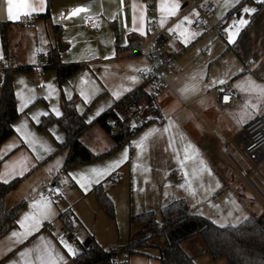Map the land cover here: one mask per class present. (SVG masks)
<instances>
[{"label": "crops", "instance_id": "1", "mask_svg": "<svg viewBox=\"0 0 264 264\" xmlns=\"http://www.w3.org/2000/svg\"><path fill=\"white\" fill-rule=\"evenodd\" d=\"M210 1L215 8V15L211 20L213 28L231 15L236 19L243 15L244 19L250 21L251 16L242 14L241 3L234 8H226L224 5L227 0ZM23 2L39 5V0ZM173 2L179 5L174 14L162 11L163 4ZM196 2L197 0H44L43 11L33 12L28 17L21 12L19 20L10 21L7 18L6 0H0V23L8 24L5 44L0 32V56L6 61V76L11 77L19 112V117L13 123L14 135L0 148V182L12 184L0 199V213L24 203L14 224L0 236V264H74L75 256L67 254L61 238L77 249V255L90 244H98L105 249L125 246L123 243H129L131 235L142 228L141 225L130 224L132 215L149 211H154L157 215L163 205L175 200L184 201L191 213L206 217L218 226L221 220L233 221L230 219L238 217L243 211L248 200L244 196H251V193L244 191L240 180L250 179L251 173L243 176L241 168L239 178L231 170L219 169L216 156L221 152L225 153L223 148L226 147L228 153L225 154L231 158V153L246 158L238 143L241 132L236 138H232L231 133L238 128L242 131L246 124L260 115L256 112L248 120H238L235 112L244 96L234 84L221 87L220 83L211 85L206 82L203 85V71L211 60L207 63H180L177 60L174 70L167 76L170 89L155 96L158 111H150L143 127L118 149H114L115 142L98 123L103 115L115 109L138 89L149 91L138 74V70L148 63L143 54L135 52L139 45L147 43L160 31H165L173 38L167 43L159 39V43L165 45V55L176 59L188 47L207 38L212 30L217 31L213 28L201 31L193 29V19L197 15L194 7ZM151 4L152 10L149 8ZM76 7L84 8L85 11L71 16V10ZM141 12L144 14V34L138 30L141 26ZM185 17L188 19L185 20ZM30 19L34 20V24L24 28L23 23ZM91 19L95 21L96 33L88 26ZM245 26L239 31L235 42ZM225 27L222 32H218L228 37ZM192 32L197 35L191 36ZM226 43V49H233L235 53V43ZM40 55L46 56V63L40 62ZM237 57L246 71L255 74L251 71L253 63L245 64L238 55ZM51 58H56L59 65L75 64L80 68L60 83L57 70L50 63ZM133 76L138 77V83L132 82ZM247 77L252 82L258 80ZM82 78L87 79L88 83L82 84ZM47 85H52V88ZM93 88L98 89L95 94H92ZM81 90L89 94L88 102L80 94ZM225 92L235 95V107L220 105V94ZM114 93H119L118 99ZM49 96L50 99H45ZM22 98L31 102L20 111ZM65 101L73 102L77 113L83 116L87 127L79 134L78 139L98 159L64 171L69 141L58 120L63 115L62 103ZM53 106L59 109V117L51 112ZM101 108L104 110L97 115ZM213 111L225 118L215 119ZM44 112L49 115H43ZM263 114L264 111L261 116ZM34 117L39 119V123ZM48 117L53 119L52 122L42 128L41 124ZM253 117L255 118L251 120ZM213 119L214 128L211 125ZM169 122L172 124L171 134L163 133V128ZM18 128L21 131H17ZM153 129L160 131L149 138L146 150L141 152L135 147L136 143ZM25 133L31 135L26 136ZM33 137L36 139L35 144L29 143ZM172 137L174 140L170 146ZM187 143H191L198 151V155L193 152V158L189 160L184 159V146ZM45 148H50L51 151L47 152ZM126 150L128 160L105 177L101 184L88 190L81 188L68 175L71 173L79 177L90 172L93 167L106 168L121 159ZM200 159L206 163L211 176L200 172ZM181 161L184 162L183 168ZM247 161L249 162L248 159ZM22 169H25L24 174L16 175L13 179L14 172L19 173ZM185 172L188 173L187 177ZM114 173H119V182L110 188L105 187V181ZM6 179L10 182L4 183ZM65 179L67 183L62 182ZM186 181H191L192 188L197 193L195 197L189 194L187 187H180ZM51 186L59 189L58 196L51 199L54 201L52 215L42 220L39 231H32L31 235L25 237V228L21 225H30L31 219L25 220L24 217H31L41 211L42 194ZM98 187H102L114 203L117 219L112 220L100 209L95 195ZM69 210L73 216L69 224H64L60 216ZM48 225L51 227L50 231L46 230ZM75 226H80L78 232H75ZM186 242L188 241L182 243V247L187 254L195 257L196 264H229L224 259L214 260L209 254L197 256L199 252L194 251L190 245H184ZM59 257H63V260L58 259ZM126 258L128 259L126 256L123 259L118 257L117 262L123 263Z\"/></svg>", "mask_w": 264, "mask_h": 264}, {"label": "trees", "instance_id": "2", "mask_svg": "<svg viewBox=\"0 0 264 264\" xmlns=\"http://www.w3.org/2000/svg\"><path fill=\"white\" fill-rule=\"evenodd\" d=\"M263 8L264 4L259 3L258 10L251 16L249 23L241 31L233 46L245 64L258 60V57H253L251 54L249 38L252 34L257 35L262 29L260 17ZM7 26V23H0L1 40L4 44L7 38ZM57 62L56 58L50 59V63L54 64L52 67L57 70L60 83L80 68L79 65H59ZM142 103H147L151 112L158 111L155 105V95L140 88L98 120L101 127L115 142L114 149L125 144L135 132L143 127L130 129L124 124L128 119L130 108ZM62 109L63 115L58 121L69 141V152L63 166L65 171L79 164L93 162L98 159V156L78 139L79 134L86 129L87 125L83 116L77 113L73 102H63ZM18 117L14 86L10 75H7L5 85L0 89V148L14 135L13 123ZM52 120L50 117L45 118L41 127L44 128ZM116 123L122 125L118 130H115ZM1 162L0 157V166ZM11 186L12 184L7 185L0 182V199ZM95 195L100 209L114 219L115 207L108 194L102 187H98L95 190ZM23 205L24 203H19L12 209L0 213V236L14 224ZM159 213L163 220L162 225L157 221L154 211L132 215L130 224H138L142 228L139 232L131 235L128 245L105 249L98 244H90L73 258L74 264H129L128 259L123 263H118V256L126 252L137 253L143 248L152 246L159 249L161 264H196L195 257L187 254L182 247L183 242L196 236L202 239L205 246V249L200 251L197 256L209 254L214 260L224 259L229 264H264V217L260 219L249 217L239 225L221 227L206 217L191 213L182 200H175L163 205ZM159 238L163 239L162 244L154 245L153 240Z\"/></svg>", "mask_w": 264, "mask_h": 264}, {"label": "rangeland", "instance_id": "3", "mask_svg": "<svg viewBox=\"0 0 264 264\" xmlns=\"http://www.w3.org/2000/svg\"><path fill=\"white\" fill-rule=\"evenodd\" d=\"M258 4V0H241L240 8L242 9L243 7H254L258 10ZM261 13L262 14L260 17V21L262 24V29L257 35H250L249 46L253 57H258V60L251 62L254 65L251 71L255 72V74L259 77H264V8ZM253 14L254 13L248 15L252 16ZM234 19L236 18H233V15L226 19L225 29L230 26L231 22ZM226 41L228 42V37H224L218 31L212 30V32L203 41H201L200 43L196 42L188 47L183 55L175 59V62H177L178 60L180 63L186 61H201V63H207L209 60H211L203 71V85L206 84V82L214 85L213 81H215V83L224 81V83H220L221 87L226 84H234V86L238 88L244 96L243 102L238 106L237 112H235V116L238 118V120H248L256 112L261 116V113L264 111V92L261 91V89H264V78L260 79L254 73L249 72L248 70L246 71V68H244L239 58L237 57V52L234 53L233 49H226ZM242 71H244L245 73H243ZM247 76H251L255 80H258L252 82L248 79ZM250 85L255 87L256 90H252ZM145 87L148 89L147 86ZM253 105L255 107H253ZM213 114L215 115V119L216 117H219L220 119L225 118L224 116L217 114L214 111ZM254 118L255 117H253L251 120H253ZM213 122L214 119L211 121L212 128H214ZM234 124L236 125V123ZM240 132L241 130H239V128L237 130L233 129L231 137L236 138ZM231 154L232 158L223 152H221L219 156H216L219 169H227L229 171L231 170L232 173L239 178L241 177V168L251 173L250 179L241 178L242 180H240L243 182L242 188L244 189V191H248L251 193V196H244L248 200L245 204L246 206H244L243 211L240 212V215L238 217L230 219L233 221L221 220L219 222L220 224H227V226H236L243 222L245 220V217H254L257 219L264 217V196H262L264 195V161L255 170L252 169V165L243 155L233 153ZM228 177L231 178L229 175ZM230 182L231 181H229V186ZM156 218L159 224L162 225L163 220L160 213L157 214ZM115 219H117L116 207L115 218L112 220ZM126 224L128 225V222H126ZM187 241L188 242L186 243L188 244L185 243L184 245H190L196 252H200L205 249L203 241L199 236L193 237ZM162 242V238L153 240L154 245H161ZM123 244L126 245L128 244V242ZM193 250L191 251V253L193 252ZM125 256L128 257L129 264H161L160 260L158 259L159 249L154 246L143 248L140 250V252L137 253H122L118 257L120 259H123Z\"/></svg>", "mask_w": 264, "mask_h": 264}, {"label": "built area", "instance_id": "4", "mask_svg": "<svg viewBox=\"0 0 264 264\" xmlns=\"http://www.w3.org/2000/svg\"><path fill=\"white\" fill-rule=\"evenodd\" d=\"M197 10V15L193 19L192 27L195 30H209L212 27L211 20L215 15V8L210 0H197L194 5ZM150 10L153 9V5L149 6ZM34 24V20L30 19L23 23L24 28H28ZM88 26L93 33L97 32V27L93 19L88 21ZM152 27V24L150 25ZM225 27V22L221 21L213 29L222 32ZM173 37L165 31H160L156 37L151 38L147 43L139 45L136 49V53L143 54L147 58V66L144 68L151 69L150 72L139 71L138 74L142 78L144 85L148 87L151 94L155 96L161 93H165L170 89L167 81V75L171 73L175 68V58L173 56L165 55V45L162 46L159 43V39H163L165 43L169 42ZM40 62L46 63V56L40 55ZM7 64L5 59H0V89L5 85ZM141 68V69H144ZM222 100L220 105L222 107H235L236 97L232 93H221ZM150 108L147 103L134 105L130 108L128 113V119L124 123L130 129H135L143 126L148 119ZM132 125H135L133 127ZM122 127L121 124H115V130ZM238 143L242 148V151L249 162L252 164L253 169H257L258 165L264 161V114L253 121L246 124L238 137ZM225 153H228L226 147L223 148ZM243 176H249V171L242 170ZM120 180L119 173H114L104 183L105 187L110 188L117 184ZM56 186L47 188L42 196L45 199H54L58 196ZM73 213L71 210L61 214L60 220L64 224H69ZM46 230L50 231L51 227L48 225ZM75 232L80 230V226L74 227ZM127 258L125 259V261Z\"/></svg>", "mask_w": 264, "mask_h": 264}, {"label": "snow or ice", "instance_id": "5", "mask_svg": "<svg viewBox=\"0 0 264 264\" xmlns=\"http://www.w3.org/2000/svg\"><path fill=\"white\" fill-rule=\"evenodd\" d=\"M7 3V8H6V12H7V18L10 21H16L19 20L21 18V12H23L25 17L31 16L33 12L36 11H43L44 8V0H39V5H30V4H26L23 2V0H20V2H18V0H6ZM241 3V0H227V2L225 3L224 7H231L234 8L237 5H239ZM258 3L260 4H264V0H258ZM162 11L167 10L170 13L174 14L176 12V10L179 8L178 3H170V4H163L162 6ZM85 9L81 8V7H76L73 8L71 10V16H77L78 14H80L81 12H84ZM242 14H251V13H255L257 11L256 8L254 7H243L242 8ZM67 18V17H66ZM134 22L136 20V17L134 16ZM140 21H141V26L140 29H138L139 31H141V34H144L143 28V21H144V14L143 12H141L140 17H139ZM188 18L185 17V20H187ZM249 23L248 20L243 18V15L241 16V18L239 19H234L232 21V23L230 24V26L225 29V31L228 33V42L229 43H235V38L237 37V35L239 34V31L241 30V28L245 25H247ZM164 24V20H161V27H163ZM137 30V29H134ZM181 35H184L183 33H181ZM197 35V33L192 32L191 36H195ZM186 43L188 42L187 40L185 41ZM0 59H3L2 56H0ZM105 59H108V57H105ZM33 63H35V61H33ZM138 71H143V72H150L151 69L149 68H144V69H140ZM132 82L138 83V77L133 76L131 77ZM81 83L82 84H87L88 80L85 78L81 79ZM220 83H224V81H220ZM213 84H215V81H213ZM48 88H52V85H47ZM252 90H256L255 87L251 86ZM195 86L193 85V90H194ZM54 91V90H53ZM92 94H95L96 91H98V89L93 88L92 90ZM125 91H131V89H125ZM262 92H264V89H261ZM83 97L85 102H88L90 99V96L88 93H86L85 91L81 90L80 93ZM17 95L19 96L20 94L17 93ZM114 95L116 96V98H119V93H114ZM51 97H45V99H50ZM68 99H71V96H68ZM30 100H23L22 98V103H21V107H20V111H23V109L25 107H27L28 103H30ZM253 107H255L253 105ZM104 109L101 108L98 112L97 115L100 114L101 111H103ZM51 112L59 117L61 115L59 109L55 106L52 107ZM43 115L47 116L49 115L48 112H44L42 113ZM34 119L37 120V123H39V119L34 117ZM26 121H25V126H26ZM133 127H135V125H132ZM171 130H172V124L171 122H169V124L167 126H165L163 128V133H169L171 134ZM17 131H21V129H17ZM160 130L158 129H153L151 130L149 133H147L139 142L136 143L135 147H137L138 149L141 150V152L146 150V145H147V141L149 140V138L156 132H158ZM26 136L31 135L30 133H25ZM57 139H59V137H57ZM181 139H184L183 136H181ZM174 140V137H172V139H170L169 143L170 146L172 145ZM29 143H36V139L35 137L32 138L31 141H29ZM47 152H50L51 149L50 148H45L44 149ZM196 152V154L198 155V151L195 149V147L191 144V143H187L184 146V159L185 160H189L192 159V153ZM39 159V157H38ZM128 160V152L127 150L122 154V158L118 159L116 161H114L113 163H111L108 167L106 168H100L97 169L95 167H93L90 172L86 173V174H81L79 177L75 176L74 174L69 173L68 175L75 180L81 188H83L84 190H88L90 189L92 186L94 185H99L101 184L102 180L105 179V177L109 176L113 171H115L120 165L121 163L125 162ZM199 165H200V172L201 173H207L208 176H211L212 173L211 171L207 168L206 163L203 161V159L199 160ZM184 167V162L181 161V168ZM24 170L22 169L19 173H15L13 174L12 178L14 179L16 175H23L24 174ZM185 177L188 176V173L185 172L184 173ZM4 183H8L10 182L9 180H4ZM63 183H67V179H65L64 181H62ZM180 187L184 188L187 187V190L189 192V194L193 197H195L197 195L196 191L192 188V184L191 181H186L185 184L180 185ZM216 187H219V184L216 185ZM54 191H59V189H55ZM54 201H52L51 199H45L43 198V196L41 197V211L38 214H32L31 217L25 216L24 219L28 220L31 219V224L28 226L25 225H21L22 227L25 228L24 231V236L27 237L29 235L32 234V231H39L40 227H41V223L42 220L47 219L49 216L52 215V205H53ZM229 215H231V213H229ZM245 220H247V217L244 218ZM221 227H224L225 225L223 223L220 224ZM13 235H15V233H13ZM61 243L63 248L66 250L67 254L71 257H74L77 255V249L68 241L63 240V238H61ZM21 255H23V253H21ZM58 259H60L61 261L63 260V257H59Z\"/></svg>", "mask_w": 264, "mask_h": 264}]
</instances>
